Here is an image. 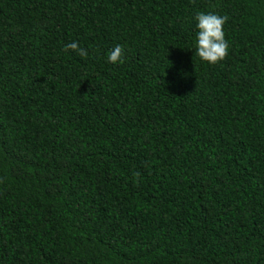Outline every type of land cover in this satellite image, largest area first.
Here are the masks:
<instances>
[{
	"label": "trees",
	"instance_id": "obj_1",
	"mask_svg": "<svg viewBox=\"0 0 264 264\" xmlns=\"http://www.w3.org/2000/svg\"><path fill=\"white\" fill-rule=\"evenodd\" d=\"M0 264H264V0H0Z\"/></svg>",
	"mask_w": 264,
	"mask_h": 264
},
{
	"label": "clouds",
	"instance_id": "obj_2",
	"mask_svg": "<svg viewBox=\"0 0 264 264\" xmlns=\"http://www.w3.org/2000/svg\"><path fill=\"white\" fill-rule=\"evenodd\" d=\"M197 28L195 55L202 61L210 65L219 64L228 55V43L225 39L223 26L227 21V16H220L213 12H199L195 17ZM69 49L77 52L81 57H87L86 49L80 48L76 42L65 45L64 50ZM124 59V49L121 45L115 46L108 55V61L113 64L122 63ZM134 175H139L135 173Z\"/></svg>",
	"mask_w": 264,
	"mask_h": 264
}]
</instances>
